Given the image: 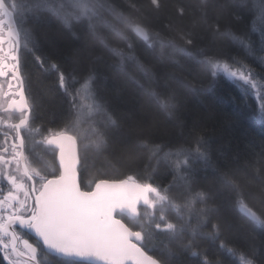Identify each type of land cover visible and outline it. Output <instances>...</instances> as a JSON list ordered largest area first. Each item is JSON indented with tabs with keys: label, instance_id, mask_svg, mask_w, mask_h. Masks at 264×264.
<instances>
[{
	"label": "trees",
	"instance_id": "obj_1",
	"mask_svg": "<svg viewBox=\"0 0 264 264\" xmlns=\"http://www.w3.org/2000/svg\"><path fill=\"white\" fill-rule=\"evenodd\" d=\"M105 2L117 14L104 12L100 19L74 20L71 25H65L50 13L29 17L26 26L46 61L41 68L31 52L23 47L20 50L21 75L33 106L35 125L46 131L72 123L69 98L59 87V74L52 64L66 74H73L78 81L93 75L98 95L118 126L108 130V145L102 153L94 148L87 152V170L83 143L77 142L83 185L101 176L118 180L134 174L154 184H174L175 192L183 193L184 180L178 174L174 178V165L163 153L184 151L195 155L199 145L210 163L201 160L189 178L192 188L207 192L209 199L207 204H198L191 210V223L195 227L196 212L204 209L208 226H202L196 235L186 228L181 239L167 248L161 244L163 234H160L159 239L147 244L148 254L163 258L165 264H204L205 254L211 264H239L235 255L264 264V228L248 219L238 203L242 199L264 215V120L258 117L255 97L244 95L226 78L218 77L213 82L206 66L191 57L177 53L178 62H173L161 54L158 41L149 48L134 34L131 35L135 56L149 66L150 72H142L132 59L121 62L113 50L123 49L127 53L128 47L112 25L120 26V11L134 14L131 3L149 11V0ZM161 3L159 13L147 18L155 31L168 36L182 29L190 31L197 43L195 51L237 59H244L245 52L226 33L251 39L255 54L247 56L246 63L259 71L260 35L252 32L251 20L246 21L237 9L239 5L245 9L244 15H249L247 9L252 0H161ZM144 143L160 145L163 149L160 157L153 156ZM130 153L134 158H129ZM44 161L51 165L48 171L58 169L56 152L49 153ZM233 184L238 188L234 189ZM167 214L178 224H187L189 220L188 211H184L183 219H178L172 210ZM212 224L220 225L218 233H213ZM188 240L194 241L193 251L200 255L193 256L183 246ZM221 243L234 249L235 254L222 248ZM169 251L175 255L169 257Z\"/></svg>",
	"mask_w": 264,
	"mask_h": 264
},
{
	"label": "snow or ice",
	"instance_id": "obj_2",
	"mask_svg": "<svg viewBox=\"0 0 264 264\" xmlns=\"http://www.w3.org/2000/svg\"><path fill=\"white\" fill-rule=\"evenodd\" d=\"M130 8L134 14L120 11V26L112 25L128 47L127 53L123 49L113 50L121 62L132 59L148 74L149 66L135 56L131 34L149 48L158 41L161 54L173 62H178L177 53L191 57L206 66L213 82L223 77L244 95L256 96L260 101L258 117L264 120V67L257 73L246 63L247 56L255 54L251 39L226 33L240 44L244 59L195 51L197 43L192 32L182 29L176 35H162L147 23L149 16L159 13L161 0H149V11L135 3ZM237 9L246 21L251 20L252 32L259 31L260 63L264 66V0H252L247 16L243 7L238 5ZM104 12L117 14L105 0H0V112L7 114L0 116V125L9 130L0 133V252L7 264H165L163 258L148 254V243L163 234L161 244L167 248L181 239L186 228L196 235L198 229L208 226L204 209L196 212L195 227L191 223V210L198 204H207L209 199L207 192L192 188L189 178L201 160L210 163L199 145L195 155L184 151L163 153L174 165V178L178 174L184 180L183 193L177 194L174 184H154L134 174L118 180L101 176L83 185L77 142L83 143L87 170V152L94 148L102 153L108 145V130L118 126L98 95L93 75L78 81L73 74H66L57 64H52L59 74V87L69 98L72 123L46 131L34 123L33 106L21 75L20 50L23 47L31 52L41 68L46 61L26 26L29 17L50 13L65 25H71L74 20L100 19ZM144 146L158 158L163 152L158 144L144 143ZM57 151L59 168L50 172L51 165L44 157ZM129 158H134L132 153ZM233 187L236 189L238 185ZM238 203L253 223L264 228V215L242 199ZM169 210L178 219H183L184 211H188L187 224L170 219ZM211 229L218 233L220 225L212 224ZM183 246L193 256L200 255L193 251V240ZM221 247L235 254L234 249L226 248L223 243ZM168 255L173 257L175 253L169 251ZM204 264H211L206 254ZM242 264L255 262L243 257Z\"/></svg>",
	"mask_w": 264,
	"mask_h": 264
},
{
	"label": "rangeland",
	"instance_id": "obj_3",
	"mask_svg": "<svg viewBox=\"0 0 264 264\" xmlns=\"http://www.w3.org/2000/svg\"><path fill=\"white\" fill-rule=\"evenodd\" d=\"M256 32L259 34V31H256ZM5 35H6V33H5ZM262 67H264V66H262L261 63H260V66H259L260 69H259V71H255V72L259 73V72L261 71V68H262ZM253 96H254V95H253ZM254 97H255V99H256V102H257V109H258V111H259L260 101H259V99H258L256 96H254ZM17 98H18V97H17ZM234 258L236 259V261H237L239 264H242V258H243V257L235 255Z\"/></svg>",
	"mask_w": 264,
	"mask_h": 264
},
{
	"label": "flooded vegetation",
	"instance_id": "obj_4",
	"mask_svg": "<svg viewBox=\"0 0 264 264\" xmlns=\"http://www.w3.org/2000/svg\"><path fill=\"white\" fill-rule=\"evenodd\" d=\"M6 115H7L6 113L0 112V116H6ZM3 131H9V130L3 128V126L0 125V133H2ZM9 143H10V141H9ZM4 184L6 185V182H4ZM5 194H6V187H5ZM0 260L2 261L3 264H7V261L3 259V253L2 252H0Z\"/></svg>",
	"mask_w": 264,
	"mask_h": 264
},
{
	"label": "water",
	"instance_id": "obj_5",
	"mask_svg": "<svg viewBox=\"0 0 264 264\" xmlns=\"http://www.w3.org/2000/svg\"><path fill=\"white\" fill-rule=\"evenodd\" d=\"M139 38V37H138ZM76 150H77V153H78V143H77V146H76ZM56 165H57V167L59 168V154H58V151L56 152ZM79 166V165H78ZM244 214H245V216L248 218V219H250L247 215H246V213H245V211H244ZM251 220V219H250Z\"/></svg>",
	"mask_w": 264,
	"mask_h": 264
}]
</instances>
